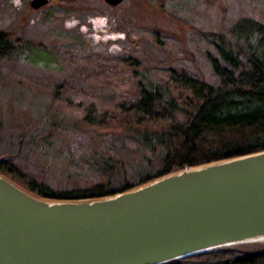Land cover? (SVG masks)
I'll return each instance as SVG.
<instances>
[{
	"label": "rangeland",
	"instance_id": "374dc122",
	"mask_svg": "<svg viewBox=\"0 0 264 264\" xmlns=\"http://www.w3.org/2000/svg\"><path fill=\"white\" fill-rule=\"evenodd\" d=\"M69 1L34 10L30 0H0V31L20 43L0 59V159L52 188L95 180L92 155L139 148L129 134L87 125L88 110L97 120L121 110L118 100L140 74L159 81L170 67L214 81L206 37L240 18L264 23V0Z\"/></svg>",
	"mask_w": 264,
	"mask_h": 264
},
{
	"label": "water",
	"instance_id": "95a60500",
	"mask_svg": "<svg viewBox=\"0 0 264 264\" xmlns=\"http://www.w3.org/2000/svg\"><path fill=\"white\" fill-rule=\"evenodd\" d=\"M250 243L264 244V150L94 199H46L0 173V264H162Z\"/></svg>",
	"mask_w": 264,
	"mask_h": 264
},
{
	"label": "trees",
	"instance_id": "16d2710c",
	"mask_svg": "<svg viewBox=\"0 0 264 264\" xmlns=\"http://www.w3.org/2000/svg\"><path fill=\"white\" fill-rule=\"evenodd\" d=\"M206 38L214 52L208 58L214 81L182 67L163 69L159 81L140 74L118 100L121 110H103L98 120L93 109L83 116L102 133L129 134L139 146L135 155H92L96 179L71 187L26 181L10 159H0V173L46 199H94L183 168L264 150V23L240 18ZM19 47V40L0 31V59H11ZM130 175L137 182L129 183ZM162 264H264V244L222 247Z\"/></svg>",
	"mask_w": 264,
	"mask_h": 264
}]
</instances>
